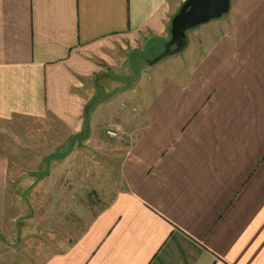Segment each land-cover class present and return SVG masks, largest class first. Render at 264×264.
<instances>
[{
	"label": "crops",
	"instance_id": "crops-1",
	"mask_svg": "<svg viewBox=\"0 0 264 264\" xmlns=\"http://www.w3.org/2000/svg\"><path fill=\"white\" fill-rule=\"evenodd\" d=\"M186 1L0 0V264H264V0H230L190 53L169 34ZM14 122L70 143L27 186L26 214ZM118 126V188L91 215L87 167L68 159Z\"/></svg>",
	"mask_w": 264,
	"mask_h": 264
},
{
	"label": "rangeland",
	"instance_id": "rangeland-1",
	"mask_svg": "<svg viewBox=\"0 0 264 264\" xmlns=\"http://www.w3.org/2000/svg\"><path fill=\"white\" fill-rule=\"evenodd\" d=\"M202 27L200 26L199 28ZM199 28L197 30H200ZM193 29L194 28H191L184 32L185 41H190L188 47L189 53L194 50L193 44L195 42L192 39ZM194 33L196 36L198 31L194 30ZM174 50L175 49L170 46L169 51L164 52L163 54L167 53L172 55L175 52ZM162 51L163 50L160 47H158V49L156 48L153 52L151 51L150 54L142 51L138 53L139 59L146 60L152 57L156 58V56L158 54H161ZM172 59L174 58H167L166 60ZM143 70L144 68H141V71ZM155 71L156 70H152L151 73L147 71L141 74L144 79H149ZM165 71H167V67H165L164 69L159 68L158 72H156V75L160 77V75L164 74ZM142 85H145L146 87V82L141 83V85H139V88ZM147 94L149 97V93ZM151 96L152 93H150V97ZM10 125L16 127L17 129L14 130V132H10L8 134V137H6L9 140L8 144L10 146V150H8V153L11 152L10 157L12 158L13 163L17 166L16 170L19 180L24 181V184L16 183L17 188H13V190L15 191V195H13L15 196V198L24 195V200H22V203H24L23 209L26 214L27 212H32L33 208V204L27 201V197L30 195V193H28L27 186H32V183L37 181L38 174H44L45 170L49 171L50 168L54 170L55 167L58 168L61 164H63L65 160H62L61 157L66 150L65 148L70 147V143L68 142V139L66 138L64 132H59V130H57V127L49 122H36L34 124L26 123L22 125L16 124L14 122ZM118 128L119 129L115 132L116 136L114 138H109L108 135L105 134V130L101 129V132L97 134L99 139L97 138V140L95 141L88 140L82 143L81 141H75V144H73V149L76 154L73 156V158L68 159V162L70 164L82 162V164L87 167V170L89 172L90 186L92 187L91 190L93 189V191H91L88 197L86 199L84 198V200L86 201V207L88 208V210H90L89 213L91 215L94 214L96 210L99 211L101 208L108 205V203L112 199L113 194L118 188L117 165L119 164V158H122L123 153L126 152L128 144L130 142V136L128 134H125L120 126H118ZM25 130H28V132L32 135V142H30L31 146L18 145V143L20 142H18L15 138L17 135L16 133L19 134L20 132V134H22V132ZM102 141L105 143L106 147L100 150L101 147H98L97 145H100ZM249 141L250 147H252L253 145L258 146L259 142H256V140L251 141L250 139ZM0 142H2L1 139ZM63 145L64 148H62ZM47 174L48 173H46L45 175ZM48 224V221L41 220L42 228L43 226H45V230L48 228ZM64 224L65 222H60V226L62 229H65ZM34 261L36 262L37 259H35Z\"/></svg>",
	"mask_w": 264,
	"mask_h": 264
},
{
	"label": "water",
	"instance_id": "water-1",
	"mask_svg": "<svg viewBox=\"0 0 264 264\" xmlns=\"http://www.w3.org/2000/svg\"><path fill=\"white\" fill-rule=\"evenodd\" d=\"M230 0H187L170 21V39H183L185 30L222 17L227 13Z\"/></svg>",
	"mask_w": 264,
	"mask_h": 264
},
{
	"label": "built area",
	"instance_id": "built-area-1",
	"mask_svg": "<svg viewBox=\"0 0 264 264\" xmlns=\"http://www.w3.org/2000/svg\"><path fill=\"white\" fill-rule=\"evenodd\" d=\"M106 134L108 135V137L110 138H114L116 136L115 133H111V132H106Z\"/></svg>",
	"mask_w": 264,
	"mask_h": 264
},
{
	"label": "flooded vegetation",
	"instance_id": "flooded-vegetation-1",
	"mask_svg": "<svg viewBox=\"0 0 264 264\" xmlns=\"http://www.w3.org/2000/svg\"><path fill=\"white\" fill-rule=\"evenodd\" d=\"M176 41L178 42V40H176ZM171 44H172L171 46L174 47L177 43H171Z\"/></svg>",
	"mask_w": 264,
	"mask_h": 264
}]
</instances>
